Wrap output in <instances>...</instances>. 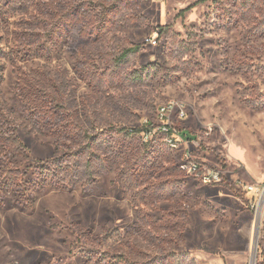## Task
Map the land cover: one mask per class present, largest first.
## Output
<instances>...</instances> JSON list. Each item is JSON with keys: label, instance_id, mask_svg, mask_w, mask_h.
<instances>
[{"label": "rangeland", "instance_id": "obj_1", "mask_svg": "<svg viewBox=\"0 0 264 264\" xmlns=\"http://www.w3.org/2000/svg\"><path fill=\"white\" fill-rule=\"evenodd\" d=\"M5 170L0 264H264V0H0Z\"/></svg>", "mask_w": 264, "mask_h": 264}, {"label": "built area", "instance_id": "obj_2", "mask_svg": "<svg viewBox=\"0 0 264 264\" xmlns=\"http://www.w3.org/2000/svg\"><path fill=\"white\" fill-rule=\"evenodd\" d=\"M146 43H149L151 45H154L156 43L155 38H146ZM171 114L177 115L179 119H183L185 117V111L183 110V107L181 104H176L174 102H169L166 105L160 106L158 109V117L160 120V124L158 126V130L165 134L167 138V142L171 146H176L178 143L183 141V136L181 135V132L173 126V124L170 122L169 116ZM148 132V131H147ZM187 152L184 153V156L181 161V168L189 172L193 176H199L200 179L204 183H220L222 182V171L221 170H209L206 169L201 174L200 172V166L192 159L189 158ZM249 191H256L255 186H248L246 187Z\"/></svg>", "mask_w": 264, "mask_h": 264}, {"label": "trees", "instance_id": "obj_3", "mask_svg": "<svg viewBox=\"0 0 264 264\" xmlns=\"http://www.w3.org/2000/svg\"><path fill=\"white\" fill-rule=\"evenodd\" d=\"M219 1V0H218ZM98 6V7H97ZM109 7H105V6H102L100 4H96L93 11H95V15H96V23H97V27L100 28L102 27L104 24H106L107 22V19H106V9H108ZM139 45L138 44H135V45H132L129 49L130 50H126V52H124V54L126 55V53L128 51H131V52H137L139 50ZM181 135L183 137H185L186 139L190 140V139H194V136H190L188 134V132H185V131H181ZM54 162L56 160H53ZM65 162H61V168L60 170H63L64 164ZM46 167V164H44L43 162H39L38 166H35V170L38 171V170H42V168H45ZM40 172V171H39ZM50 171L47 172V174H45V178L42 182H38L36 183V186L38 187V189H43L47 184H61L63 187H66L68 185L65 184V181H63L61 179V175L59 177H55V178H58V181H53L52 182V175H50ZM24 178V173L18 171V170H5L4 174L1 176V179L0 181L2 182V186L8 188V187H12L14 185H17V182H20L22 179ZM47 179H51V180H47Z\"/></svg>", "mask_w": 264, "mask_h": 264}]
</instances>
